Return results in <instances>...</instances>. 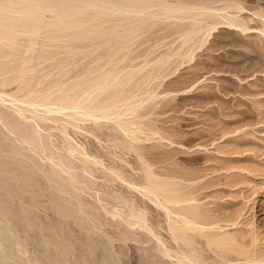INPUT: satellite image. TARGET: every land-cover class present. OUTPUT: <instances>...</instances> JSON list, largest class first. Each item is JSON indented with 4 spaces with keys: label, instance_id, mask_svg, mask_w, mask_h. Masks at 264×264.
Wrapping results in <instances>:
<instances>
[{
    "label": "rangeland",
    "instance_id": "374dc122",
    "mask_svg": "<svg viewBox=\"0 0 264 264\" xmlns=\"http://www.w3.org/2000/svg\"><path fill=\"white\" fill-rule=\"evenodd\" d=\"M223 1L210 3L241 7L203 18L189 40L187 19L160 18L134 41L118 70L143 66L135 80L145 83L127 115L81 126L27 115L28 126L49 135L45 152L0 136V166L16 175L0 176V264H264V0ZM227 13L246 26L225 24ZM93 57L70 73H83ZM2 102L4 114L19 115V106ZM15 146L32 150H22L31 165L9 156ZM57 161L75 171L57 170ZM8 184L15 198L2 189Z\"/></svg>",
    "mask_w": 264,
    "mask_h": 264
},
{
    "label": "bare ground",
    "instance_id": "6f19581e",
    "mask_svg": "<svg viewBox=\"0 0 264 264\" xmlns=\"http://www.w3.org/2000/svg\"><path fill=\"white\" fill-rule=\"evenodd\" d=\"M193 2L194 1H192V3H189V1L187 2L184 0H177L175 2H173V0L172 2L169 0H0V86H2L3 88L9 84H16V90L14 92H11V91L7 92V91H4L2 88H0L1 89L0 90V100H2L3 102H6V104L11 103V104H16L17 106H19V113H18L19 115H17L16 117H11L9 115L4 114L3 112H6L7 108L6 110H2L3 112L0 110V136L4 135L3 138L5 137L7 139L8 138L9 139L15 138V140L20 139L19 141H23V143H25V141L29 142L32 145V146L31 145L29 146L33 147L36 150L37 149L44 150L45 152V149H48L47 148L48 141L46 140V138L49 139L48 137L49 135L48 136L46 135L47 136L46 137L44 136L45 134L42 135V131H40V129L36 127L34 128V127L28 126L26 123V120L28 121V119H26L27 115H30L34 119L35 122L37 121L39 123H45V122H49V120L61 118L66 123L72 122L75 124H80L85 119H91V120L93 119V121L99 120L100 122V120L102 121V119H104L105 121L107 118L109 120V118L127 115L138 103L137 97L139 98L138 95L141 90L143 91V86L145 83L144 80L141 82H137L138 80H135V78H137L136 77L137 73L142 70V67H143L142 65H141L142 66L141 68L131 69L128 71L118 70L119 64L124 60L126 54H128V52L131 50L132 45L135 40H137L143 34H145L147 29H151L155 25H157V22L161 21L160 18L165 19V20H162L163 23L169 22V20L170 21L173 20L175 24L176 23L182 24V22H184L187 19L188 22H190L191 24L190 26L191 28L190 29L188 28V30L186 29L187 31L184 32L183 36L182 35L181 36L184 37V40H189L200 29L201 20H203V18L205 19V17H209L211 21L212 20L211 17H215V16L219 17V14L221 15L220 12L221 11L224 12L226 9L228 11L229 10L228 7L230 6L232 7L235 6L236 8L241 7V5L238 4V2H229V1L224 2L220 6L211 5L210 0H204L201 3H195V4H193ZM90 11L94 12L93 17H87L86 14ZM105 16L108 19L105 22H108V24L109 23L112 24V26H109L108 28H106L107 26L105 27L106 23L103 22V19H102ZM238 17L227 13L226 15H224V18H225L224 22L225 24L227 23V25H230V26L234 25L235 27L239 26V27L244 28L246 26V23H245L246 21ZM122 22H124V24H127V26L124 25ZM218 23H220V21ZM174 25L172 24V26ZM83 42L85 43V46L81 48V45H83ZM88 55H94L93 60L90 63V66L86 68L85 70L83 69L84 70L83 73L73 76V74L70 72H72V70L74 71L76 67L79 68V65L81 64V62ZM48 65L53 66L51 70L48 69L49 68ZM42 66L44 67L48 66V67L43 68ZM43 69H46V70L48 69L50 71H46V70L44 71ZM147 74H149V72ZM3 102L2 104L3 106H5ZM32 118H30V121L28 122H31ZM123 118L124 117H122V119ZM1 126H3L4 129H2ZM19 141H15V142H19ZM45 141H46V144H45ZM11 144H16V143L12 142ZM11 149L12 150L10 151L9 156L17 157V158L21 157L23 158L22 160H24L25 154L22 155L23 154L22 148H20L19 146H15ZM36 150H33V151H36ZM50 152L52 154V152L54 153L55 151H50ZM59 154L58 156H60ZM5 156L7 155H4V157ZM54 156H57V155H54ZM49 159H50V156H49ZM52 159L50 160L52 161ZM68 159H71V156L67 158V160ZM57 160H60V158L59 159L57 158ZM28 161L29 160H27V162ZM30 162L31 160L29 161V164ZM56 163H58V161L55 162L54 165H57ZM13 164L15 165V163ZM25 164L24 165L21 164V165L25 166ZM32 164L34 165V163ZM38 164L40 165L39 162ZM44 164L45 163H43V165ZM62 164L60 162V165L65 169V171L70 170V173L68 172L69 176L72 175L71 171H73L74 168L73 170H71L70 167L64 166V164L63 165ZM84 164L83 166H85ZM39 165L35 163L34 165L35 169L33 168V170L40 169ZM23 166H20V167H23ZM57 166H58L56 167L57 170L61 168V166L60 167L59 165ZM84 169H87V168L85 167ZM33 170H32V173H33ZM82 171L83 173H85L84 171L86 170H82ZM26 173L27 172H24V174ZM1 175H3L4 177L7 176L11 178L12 180L16 178L15 173L5 168H2L0 166V176ZM56 175L57 174L55 173L54 177ZM153 175H156V174H153ZM50 176H48L49 179H50ZM57 176L58 178H60L59 175ZM48 178H47V181H48ZM62 181H64V179ZM51 182H53L52 179H51ZM160 183H163V182L160 181ZM19 186L17 188H20ZM2 187L5 193H7L8 191V193L11 196H14V198L17 196V195L15 196V191H11L9 189L11 187L9 186V184L2 185ZM67 189H68V186H67ZM30 190H33V189H30ZM69 191H72V189ZM183 193L185 192L183 191ZM61 194L66 195L65 193H62V192ZM66 196L68 197L69 195H66ZM73 198L71 200H73ZM76 200H78V198ZM62 202H65V201H62ZM75 203H77V201ZM78 204L80 203L78 202ZM82 206H81V210H82ZM59 207L61 208L60 205ZM78 209H80V207ZM85 211L87 210L85 209ZM204 212L206 213V210ZM178 213H180V211ZM138 215L140 214L138 213ZM202 216L203 214L201 213V217ZM207 216L206 218H208ZM9 224L10 223H8V225ZM217 225L220 226L219 224ZM5 228H7V226ZM6 231L8 232V230ZM9 231H11V229ZM90 231L92 230L90 229ZM212 237H215V236H212ZM228 243L229 242H227V244ZM186 244L189 245L187 241H186ZM191 244L193 245V243ZM212 246H215V245H212ZM8 249L9 248H7V250ZM238 249H240V246L238 247ZM23 262H26V261H23ZM24 264H27V263H24Z\"/></svg>",
    "mask_w": 264,
    "mask_h": 264
}]
</instances>
